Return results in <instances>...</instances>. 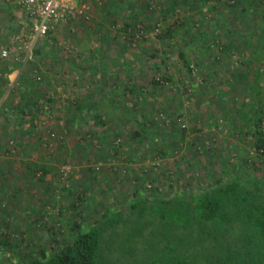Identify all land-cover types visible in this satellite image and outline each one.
Returning a JSON list of instances; mask_svg holds the SVG:
<instances>
[{
  "label": "rangeland",
  "instance_id": "374dc122",
  "mask_svg": "<svg viewBox=\"0 0 264 264\" xmlns=\"http://www.w3.org/2000/svg\"><path fill=\"white\" fill-rule=\"evenodd\" d=\"M71 1L36 37L0 0V264L93 224L108 264H264V0ZM234 179L230 222L199 221L194 197Z\"/></svg>",
  "mask_w": 264,
  "mask_h": 264
},
{
  "label": "trees",
  "instance_id": "16d2710c",
  "mask_svg": "<svg viewBox=\"0 0 264 264\" xmlns=\"http://www.w3.org/2000/svg\"><path fill=\"white\" fill-rule=\"evenodd\" d=\"M208 1L210 0H201L200 2H202L203 5H205ZM177 3L178 2L176 0L167 1V4H169L170 6H174ZM233 7H235L234 4H232V8ZM139 9L141 10L142 8L140 7ZM243 9L244 8H242V10ZM140 13L141 11L139 12V15ZM139 15L135 18V21L138 19ZM130 29H131L130 24H124L123 27L120 28L122 32H126V33ZM245 39L246 37L243 38V40ZM179 56L181 57L184 66L188 69V61L186 60L185 56H183L182 50H180ZM127 71L130 72L128 68ZM126 75L128 76V79L130 80L132 79L131 72L130 74L127 73ZM257 75L258 72H256V76ZM129 89H130L129 92L134 91L133 86H131ZM28 104L29 101L26 100L25 104L19 110L22 119L25 118V116L34 117L36 113L40 111L39 109L40 106H37V102H32L31 106H28ZM33 108L34 110L32 112L31 110ZM252 111L254 112L255 109H252ZM261 120H262L261 118H258L255 124L251 126L250 134L251 136H253L254 139V148L258 151L264 152V134L259 129ZM161 154L162 155L165 154L163 148L161 149ZM238 186H239L238 180L234 179L227 183L215 184L211 188L209 187L206 188L205 190H201L197 194V196L194 197L193 200L194 201L193 209L195 211L197 219L204 223L230 222L232 218V214L231 212H229L226 202L232 197V199L236 200L235 205H238V203L240 202V199L236 195ZM243 199H246L249 203L250 200L249 197L246 196V198H242V200ZM250 208H254V207L251 206ZM5 246L7 248L10 247L8 242H4V241L0 242V252ZM99 247H100L99 226L97 224H93L88 228L87 231L76 232L72 237L71 241L64 243L62 246L57 247L56 250H54L51 253H46V251L43 249L38 252H35L34 254L22 253L20 255L19 262L16 264H108L99 258ZM176 264H181V262H177Z\"/></svg>",
  "mask_w": 264,
  "mask_h": 264
},
{
  "label": "built area",
  "instance_id": "2783aa9c",
  "mask_svg": "<svg viewBox=\"0 0 264 264\" xmlns=\"http://www.w3.org/2000/svg\"><path fill=\"white\" fill-rule=\"evenodd\" d=\"M20 3L36 20L33 28L36 37H44L54 25L67 23L83 13V7L73 6L71 0H20Z\"/></svg>",
  "mask_w": 264,
  "mask_h": 264
}]
</instances>
